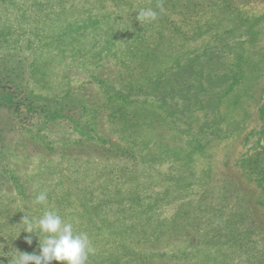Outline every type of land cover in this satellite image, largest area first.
Masks as SVG:
<instances>
[{
  "label": "rangeland",
  "instance_id": "374dc122",
  "mask_svg": "<svg viewBox=\"0 0 264 264\" xmlns=\"http://www.w3.org/2000/svg\"><path fill=\"white\" fill-rule=\"evenodd\" d=\"M46 210L87 264H264V0H0V264Z\"/></svg>",
  "mask_w": 264,
  "mask_h": 264
},
{
  "label": "clouds",
  "instance_id": "9594fccd",
  "mask_svg": "<svg viewBox=\"0 0 264 264\" xmlns=\"http://www.w3.org/2000/svg\"><path fill=\"white\" fill-rule=\"evenodd\" d=\"M158 7L163 11V5ZM158 13L154 9H141L136 19L140 23H151L157 18ZM47 192H40L33 200L34 205L47 202ZM23 231L34 233L39 238V253L19 252V255L11 257L9 264H51L52 261L60 264H87L89 255L94 253L89 236L85 232L74 231L72 222H65L55 210H46L39 217L28 218L23 216ZM39 233V235H37ZM43 237L41 239L40 237ZM28 244L32 243V237H26Z\"/></svg>",
  "mask_w": 264,
  "mask_h": 264
}]
</instances>
